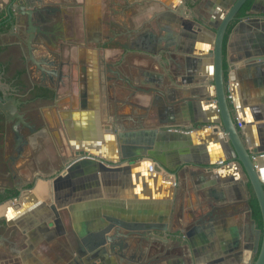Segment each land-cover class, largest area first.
Here are the masks:
<instances>
[{"label":"crops","instance_id":"crops-1","mask_svg":"<svg viewBox=\"0 0 264 264\" xmlns=\"http://www.w3.org/2000/svg\"><path fill=\"white\" fill-rule=\"evenodd\" d=\"M12 1L0 0V87L25 96L45 74L54 94L22 107L37 129L0 181L20 192L18 208L0 204V264H250L263 224L228 160L213 57L235 0H47L32 54ZM239 16L223 41L225 90L242 144L262 154L264 0ZM117 226L132 232L122 248L105 240Z\"/></svg>","mask_w":264,"mask_h":264},{"label":"water","instance_id":"water-1","mask_svg":"<svg viewBox=\"0 0 264 264\" xmlns=\"http://www.w3.org/2000/svg\"><path fill=\"white\" fill-rule=\"evenodd\" d=\"M15 1L16 0H13L9 5L10 15L12 18L15 17L14 22L27 23L26 29L28 35L26 41L29 53L32 54V41L35 39V29H33L32 27L34 21L38 22L42 27V32L41 30H37V32L40 31L42 34H45L43 33V31L47 29L48 25L46 24L50 22L49 16L50 14H54V11L52 8L48 7L49 4L47 0H18L17 3ZM247 1L248 0H235L226 15L215 27V44L213 49V57L215 65L216 98L218 108L220 110L221 122L223 123L222 128L229 138L231 144L233 145L235 152L234 155H230L228 157V160H236L240 164L241 169L246 176V179L248 180V182H250L254 189L262 215L263 226L262 230H259V234H262V240L259 249L257 241L254 248V250L257 252V256L251 261L250 264H264V181L260 176L261 173L259 171L260 166L258 164V160L253 159L251 156V152L247 150L242 144L238 125L236 121H234L233 115L229 110V99L225 90V75L223 68V41L226 31L232 21L241 19L239 13ZM13 7L17 8V12L20 15L19 18H16L15 13L12 12ZM21 16H26V20L21 18ZM256 59H264V55L257 56ZM53 73L56 74V70H53ZM7 99H9V97H7ZM9 112L4 111L6 118L11 119V116L13 115L15 110L12 108L9 110ZM17 115L21 118L22 121H24V118L21 114ZM213 129L215 132L219 131V129L216 127ZM76 155L77 157H85L86 154L84 155L83 152H78ZM162 169L163 167L155 162V164L153 165V170L160 172ZM173 177L174 176H169V179L172 180ZM6 201L10 202L13 205V208H18L20 206V204L13 201V198L4 200L3 203H5ZM131 235V231L125 233L121 230L120 226H117L113 234L105 236V240L111 242L112 246L113 240H119L117 245L122 248L123 246H127L129 244V242L124 241H127Z\"/></svg>","mask_w":264,"mask_h":264},{"label":"flooded vegetation","instance_id":"flooded-vegetation-1","mask_svg":"<svg viewBox=\"0 0 264 264\" xmlns=\"http://www.w3.org/2000/svg\"><path fill=\"white\" fill-rule=\"evenodd\" d=\"M2 72V71H1ZM0 72V74H1ZM45 74L42 77V84L45 83ZM9 85V84H7ZM10 88L4 89L0 87V181L3 180L4 168L10 167L12 169L14 162L19 158V154L23 152L25 147L30 144V137L36 132L37 122L31 119L32 113H26L22 111L23 105H27L34 101V90L24 95L18 94L20 89L13 90L14 84H10ZM44 89H47L45 86ZM13 86V87H12ZM39 90H35L37 92ZM9 97V99H7ZM43 98V97H41ZM19 101V103H18ZM14 109L15 112L11 116V119L6 118L4 111L9 112L10 109ZM31 112V111H30ZM10 113V112H9ZM21 114L24 121L17 115ZM2 179V180H1ZM10 180L8 182V185ZM3 186L0 184V195H6V198L0 201V204L7 199L13 198V201L19 198V190L17 195H12L13 190H17L16 187L11 185Z\"/></svg>","mask_w":264,"mask_h":264},{"label":"trees","instance_id":"trees-1","mask_svg":"<svg viewBox=\"0 0 264 264\" xmlns=\"http://www.w3.org/2000/svg\"><path fill=\"white\" fill-rule=\"evenodd\" d=\"M249 2H250V0H248L245 3V5L242 8V11L243 10H246L249 7ZM230 25H229V27H228V29L226 31L225 38H226L227 34L230 31V28H231ZM3 29H4V26H1L0 27V31L3 30ZM2 70H3V66H2V63L0 62V72ZM35 90H39V91L35 92ZM35 90H34V96L35 97H38L39 96V97H43V98H50L54 94V92L52 90H48V89H44V88H38V89H35ZM248 192H249V197H250V201H251V204H252V207H253L255 216L259 219L260 223L263 224L260 206H259L257 197L255 195L254 189H253V187H252V185L250 183L248 185ZM17 194H18V190H13L12 191V195H17ZM5 198H6V195H0V201H2Z\"/></svg>","mask_w":264,"mask_h":264},{"label":"built area","instance_id":"built-area-1","mask_svg":"<svg viewBox=\"0 0 264 264\" xmlns=\"http://www.w3.org/2000/svg\"><path fill=\"white\" fill-rule=\"evenodd\" d=\"M235 120L238 122V124L240 126L242 125L239 116H236ZM204 127H211V126L210 125H205ZM168 130L172 131V132H181V133H192L194 131V129H185V128H182V127H173V128H169ZM88 156L89 155H85V157H88ZM251 156H252L253 159L258 160V159L264 157V153L259 154V153H257V151H251ZM219 164L220 165L223 164V161L220 160ZM149 170L153 171V165L152 164H150Z\"/></svg>","mask_w":264,"mask_h":264},{"label":"bare ground","instance_id":"bare-ground-1","mask_svg":"<svg viewBox=\"0 0 264 264\" xmlns=\"http://www.w3.org/2000/svg\"><path fill=\"white\" fill-rule=\"evenodd\" d=\"M185 134H186V133H185ZM188 134H189V133H188ZM94 144H95V143H94ZM88 157H91V156L89 155ZM162 170H163V169H162ZM162 170H161V171H162Z\"/></svg>","mask_w":264,"mask_h":264}]
</instances>
